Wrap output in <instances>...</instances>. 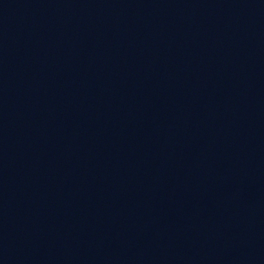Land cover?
<instances>
[{
    "label": "water",
    "instance_id": "95a60500",
    "mask_svg": "<svg viewBox=\"0 0 264 264\" xmlns=\"http://www.w3.org/2000/svg\"><path fill=\"white\" fill-rule=\"evenodd\" d=\"M0 264H264V0H0Z\"/></svg>",
    "mask_w": 264,
    "mask_h": 264
}]
</instances>
